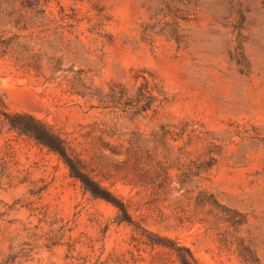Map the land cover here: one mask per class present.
<instances>
[{
	"label": "rangeland",
	"instance_id": "1",
	"mask_svg": "<svg viewBox=\"0 0 264 264\" xmlns=\"http://www.w3.org/2000/svg\"><path fill=\"white\" fill-rule=\"evenodd\" d=\"M43 2L25 32L0 16V35L42 58L37 72L0 55L9 109L57 129L135 221L198 264H244L240 242L264 264V0ZM117 216L0 120V264H177Z\"/></svg>",
	"mask_w": 264,
	"mask_h": 264
},
{
	"label": "trees",
	"instance_id": "2",
	"mask_svg": "<svg viewBox=\"0 0 264 264\" xmlns=\"http://www.w3.org/2000/svg\"><path fill=\"white\" fill-rule=\"evenodd\" d=\"M0 4V8L3 5H7V8L0 12L2 22L12 25L23 32L31 28L32 26L30 25L38 26L47 19V2L44 3L43 0H0ZM20 39V35L5 37L4 34H1L0 55L16 59L23 70L33 69L39 72L42 69L41 55L32 54L29 45ZM52 61L54 59L50 60V62ZM58 68L57 64L53 65L54 70ZM145 88L144 86L139 88L138 99H140V96L143 97L141 93ZM117 97V94L114 93L110 95V99H114L113 101H122L124 95ZM103 99L100 98V102ZM133 99L128 97L125 102H122L125 106H130L135 102ZM149 99L145 98V100ZM150 104L149 100L146 107ZM0 120L2 127L6 128L8 132L15 133L18 137L26 138L56 155L64 163L70 176L77 180L94 199L103 200L114 206L118 212L117 222L131 226L133 231L139 235V238H135L136 242L144 244L152 250L161 249L171 254L175 257L177 264H198L197 259L188 247L181 245L170 237L154 233L135 221L129 212L127 204L109 188L92 177L82 159L73 153L69 142L57 129L30 113L10 110L1 93ZM239 257L244 264H261L251 248L242 242L239 245Z\"/></svg>",
	"mask_w": 264,
	"mask_h": 264
}]
</instances>
